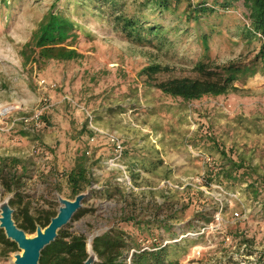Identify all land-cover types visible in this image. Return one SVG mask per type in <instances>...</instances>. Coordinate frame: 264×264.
<instances>
[{
    "label": "rangeland",
    "instance_id": "obj_1",
    "mask_svg": "<svg viewBox=\"0 0 264 264\" xmlns=\"http://www.w3.org/2000/svg\"><path fill=\"white\" fill-rule=\"evenodd\" d=\"M119 1L126 12L138 7L137 0ZM55 2L80 25L62 45L82 56L28 62L24 44ZM98 2L102 12L93 10L88 0H0V156L28 163L31 177L23 189L32 196L30 214L49 205L57 209V195L73 199L67 173L83 157L91 181L81 192L88 196L83 211L64 227L83 234L88 248L94 236L117 226L144 248L183 236L196 239L184 251H170L179 264H264V179H259L264 177V69L236 81V90L222 95L187 103L170 97L145 83L139 71L154 62L166 67L154 74L156 81L194 77L193 66L202 57L194 24L185 33L184 22L168 12L159 20L169 29L170 42L139 45L115 29L110 8ZM243 11L227 13L221 32L210 37V62L248 61L258 52V42L247 45L239 39L240 26L247 22ZM144 15L151 18L149 11ZM75 103L90 112L96 127L120 138V165L109 164L110 143L91 131ZM109 107L115 109L108 112ZM221 150L226 157L244 159L239 181H221ZM133 155L161 159L164 165L139 170L133 181L126 167ZM253 179L258 196L248 190ZM109 186L121 192L110 197L95 192ZM10 196L0 193V201ZM158 205L159 218L174 225L176 235L156 224L145 228ZM129 214L135 221L123 220ZM172 214L175 218L168 219ZM18 252L0 253V264H13Z\"/></svg>",
    "mask_w": 264,
    "mask_h": 264
},
{
    "label": "trees",
    "instance_id": "obj_2",
    "mask_svg": "<svg viewBox=\"0 0 264 264\" xmlns=\"http://www.w3.org/2000/svg\"><path fill=\"white\" fill-rule=\"evenodd\" d=\"M99 1H103L110 8L115 29L130 42L139 45L153 42L156 45L158 42L161 46L163 43L170 42L167 37L169 29L165 30L159 20L168 12L184 22L183 32L185 33L188 32L187 28H190L189 23L194 24L195 38L202 51V57L193 66L196 73L194 77H173L164 81H156L154 74L165 70L166 67L154 62L147 64L139 71L140 74L145 75V83L170 97L180 98L181 101L187 103L205 95H222L229 90H236L234 86L236 81L243 82L264 69V0H196L195 2L191 0H137L138 7L131 12L121 10L119 0ZM88 3L93 10L102 12L103 9L98 0H88ZM74 4L79 6L76 1ZM88 5H85L86 9L89 8ZM241 7L245 10L242 14L247 22L240 26L239 39L247 45L254 41L258 42V52L248 61H229L222 64L210 62V37L215 32H221L220 26L227 13ZM145 11H149L151 18L144 15ZM76 28H80V25L67 13L66 8L59 9L55 2L43 15L29 41L24 44L23 52L26 54V61L38 64L52 58L56 60L80 58L82 54L78 51L62 45L66 36L75 35ZM114 109L109 107L107 111L112 112ZM119 109L125 110L123 107ZM239 122L241 123L242 120ZM23 133L27 134L26 131ZM219 152L225 158L222 166L224 175L221 181H239L237 171L245 167L244 159L234 160L226 157L222 150ZM126 164L133 181H136L139 176V170L151 172L164 165L161 159L135 155L131 156ZM27 171L26 160L15 156H0V193L11 194L9 204L13 208L12 217L16 225L26 233H32L35 232L37 225L45 227L50 218L56 215L57 209L53 207L54 205H49L48 209L40 210L37 215L30 214L32 196L25 193L23 189L26 180L31 177L26 173ZM250 172L247 171L244 175H249ZM259 179H264V177H259ZM67 181L70 186V195L73 198L82 191L85 185L90 183L91 177L83 157H79L75 166L67 173ZM248 184V190L258 196L260 189L256 185L257 179H253ZM54 188L57 191L61 189L57 185ZM112 188H114V190L111 189L112 191L109 186L95 190V192H99L104 197L121 192L117 186ZM82 211L83 209L80 208L73 218H76ZM160 211L161 206L158 205L154 209V215L158 217L153 216L152 220H146L145 228L149 231L150 227L156 224L162 226L163 230L168 229L173 236L176 235L174 225L168 224L166 219L159 218ZM198 216L201 220H208L205 215ZM171 218H175V215H168V219ZM123 220L135 221V218L133 214H129L123 217ZM187 228L192 229V224L188 223ZM195 242L196 239L183 236L171 243L163 244L158 241L144 248L121 227L113 226L94 236L91 247L97 255L94 264H179L177 258L169 257L170 251L176 254L178 251L186 250L188 245ZM0 243L2 244L0 251L2 255H8L17 249L16 244L5 237L2 229H0ZM86 246V238L83 234L74 233L62 227L57 231L56 238L42 249L39 264H83L87 257ZM130 250L132 251L128 257Z\"/></svg>",
    "mask_w": 264,
    "mask_h": 264
},
{
    "label": "water",
    "instance_id": "obj_3",
    "mask_svg": "<svg viewBox=\"0 0 264 264\" xmlns=\"http://www.w3.org/2000/svg\"><path fill=\"white\" fill-rule=\"evenodd\" d=\"M87 192H80L73 199L57 195L59 206L57 213L50 218L45 227L36 226L35 234L32 236L18 227L12 217L13 208L9 204V197L0 201V229L4 231L5 237L13 241L21 250L14 254L13 264H39L42 249L51 243L57 236V231L67 225L73 215L82 207ZM87 257L83 264H94L97 260L95 251L86 246Z\"/></svg>",
    "mask_w": 264,
    "mask_h": 264
},
{
    "label": "built area",
    "instance_id": "obj_4",
    "mask_svg": "<svg viewBox=\"0 0 264 264\" xmlns=\"http://www.w3.org/2000/svg\"><path fill=\"white\" fill-rule=\"evenodd\" d=\"M76 105V103H75ZM79 107L80 110H83L85 112V115L87 117V121L89 123V128L91 129V131L96 134V135H104L106 137V139L108 140V142L110 143L111 147H112V156H110L108 158V162L111 165H120L119 162L121 160L122 154H123V145H122V141L120 140V138L115 135L112 132H108V131H103L101 129H99L98 127H96L94 125V123L92 122V116L90 114L89 111H87L83 106L80 105H76ZM94 137H91L90 141H93ZM89 151L86 150V154H88ZM235 216H239L238 212H235ZM219 217L216 216V220H218ZM197 254H199V251L197 250Z\"/></svg>",
    "mask_w": 264,
    "mask_h": 264
}]
</instances>
